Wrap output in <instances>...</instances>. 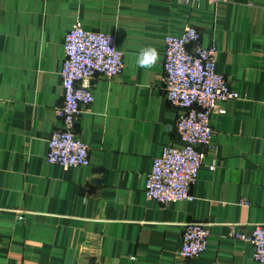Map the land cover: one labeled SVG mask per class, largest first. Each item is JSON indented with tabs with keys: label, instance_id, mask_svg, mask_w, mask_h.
Returning a JSON list of instances; mask_svg holds the SVG:
<instances>
[{
	"label": "crops",
	"instance_id": "1",
	"mask_svg": "<svg viewBox=\"0 0 264 264\" xmlns=\"http://www.w3.org/2000/svg\"><path fill=\"white\" fill-rule=\"evenodd\" d=\"M76 22L115 34L122 72L91 81L75 126L90 164L45 160L61 126L63 37ZM186 25L215 46L216 71L239 98L213 113L191 201L147 200L153 157L179 146L165 97V34ZM158 62L137 65L141 49ZM213 164V168L210 166ZM246 200L247 205L242 202ZM206 223L200 256H179L185 224ZM264 223V0H0V264H257L228 235Z\"/></svg>",
	"mask_w": 264,
	"mask_h": 264
},
{
	"label": "built area",
	"instance_id": "2",
	"mask_svg": "<svg viewBox=\"0 0 264 264\" xmlns=\"http://www.w3.org/2000/svg\"><path fill=\"white\" fill-rule=\"evenodd\" d=\"M163 45L162 84L166 99L179 110L174 132L180 145L162 147L160 154L152 159L144 184L145 198L162 204L193 199L190 189L204 156L199 146L212 148L211 115L224 114L222 104L239 98L228 79L216 71L217 48L203 46L194 26H184L179 34H165ZM123 68V52L117 47L115 34L84 29L80 22L65 32L59 71L62 97L55 108L61 126L55 128L47 140L45 160L48 164L63 169L90 164L89 148L77 137L75 126L82 107L94 100L92 79L96 76L111 79ZM242 203L247 205L246 200ZM228 235L249 242L255 262L264 264V223L255 224L248 233L238 232L230 225ZM208 236L206 223L185 224L179 256H200L207 246Z\"/></svg>",
	"mask_w": 264,
	"mask_h": 264
},
{
	"label": "clouds",
	"instance_id": "3",
	"mask_svg": "<svg viewBox=\"0 0 264 264\" xmlns=\"http://www.w3.org/2000/svg\"><path fill=\"white\" fill-rule=\"evenodd\" d=\"M159 60V53L155 47H146L140 50L137 57V65L141 68L149 69Z\"/></svg>",
	"mask_w": 264,
	"mask_h": 264
}]
</instances>
